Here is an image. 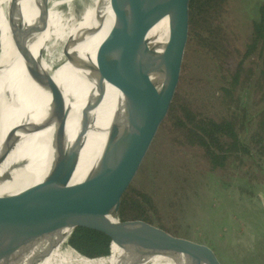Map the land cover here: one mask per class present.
I'll return each mask as SVG.
<instances>
[{
  "label": "bare ground",
  "instance_id": "bare-ground-1",
  "mask_svg": "<svg viewBox=\"0 0 264 264\" xmlns=\"http://www.w3.org/2000/svg\"><path fill=\"white\" fill-rule=\"evenodd\" d=\"M46 3L0 0V213L28 174L52 173L51 164L80 153L94 131L100 140L92 159L57 192L48 198H34L46 190L26 194L0 264H46L140 196L136 152L112 136L108 121H124L130 132L138 131L136 121L150 122L161 104L166 72L173 80L179 75L180 36L170 0H103L68 30L64 61L50 72L44 58L38 60L27 80L46 29L52 28ZM76 51L88 52V63L78 68ZM159 154L171 160L169 142ZM171 244L150 240L136 260L181 255L184 249Z\"/></svg>",
  "mask_w": 264,
  "mask_h": 264
},
{
  "label": "water",
  "instance_id": "water-1",
  "mask_svg": "<svg viewBox=\"0 0 264 264\" xmlns=\"http://www.w3.org/2000/svg\"><path fill=\"white\" fill-rule=\"evenodd\" d=\"M46 2V11L50 13L49 0ZM102 3L103 0H94L92 8ZM170 5L180 36L178 78L173 80L166 72L161 104L150 122L136 121L138 131L130 132L124 121H108L112 136L136 152L140 196L122 212L99 221L82 240L68 243L46 264H207L180 249L181 255L149 263L136 260L150 240H163L166 246H173L163 234L188 201L204 165L209 163L230 95L229 44L222 25L221 0H170ZM46 31L47 38L28 68L27 80L37 69L35 62L43 58L50 38V29ZM87 54L74 52L75 68L88 63ZM15 116L19 121L17 110ZM22 128L26 132V124ZM99 140V132L88 134L76 156L52 163L54 171L48 175L39 171L28 174L25 183L13 188L0 213L2 257L12 245L14 216L26 194L46 190L34 198H48L57 192L79 167L92 159ZM166 142L172 147L171 160L159 154Z\"/></svg>",
  "mask_w": 264,
  "mask_h": 264
},
{
  "label": "rangeland",
  "instance_id": "rangeland-1",
  "mask_svg": "<svg viewBox=\"0 0 264 264\" xmlns=\"http://www.w3.org/2000/svg\"><path fill=\"white\" fill-rule=\"evenodd\" d=\"M93 1L49 0L53 23L43 58L50 72L65 59L63 46L68 30L85 11L92 8ZM259 4L252 0H239V7L246 15L251 12L249 7H257L258 10ZM222 17L232 74L238 57L232 53L229 34H241L235 45L242 48L244 35L250 32L252 24L239 23L228 2ZM244 65L252 71L238 90L246 108V117L242 125L237 123V130L240 139L247 142L258 114L264 108V81L260 87L255 85L263 67L261 56L251 54ZM229 105L230 95L226 117ZM262 162L260 165L264 169V160ZM208 165H204L188 201L168 225L163 238L210 264H264V173L244 167L208 172Z\"/></svg>",
  "mask_w": 264,
  "mask_h": 264
},
{
  "label": "trees",
  "instance_id": "trees-1",
  "mask_svg": "<svg viewBox=\"0 0 264 264\" xmlns=\"http://www.w3.org/2000/svg\"><path fill=\"white\" fill-rule=\"evenodd\" d=\"M221 3L225 11L227 0H221ZM259 14V19L253 21L250 32L244 35L245 41L242 48L235 45L241 34L231 32L229 34L232 53L238 59L234 62L231 74L229 112L223 122L216 145L210 154L208 172L228 171L244 167L246 170L255 171L258 169L264 173V169L260 165L264 160V108L258 114L249 141H242L237 130V123L242 125L246 117V108L238 90L252 71L244 65V61L251 54L257 53L261 56L263 66L255 85L260 87L264 81V1L259 5Z\"/></svg>",
  "mask_w": 264,
  "mask_h": 264
},
{
  "label": "crops",
  "instance_id": "crops-1",
  "mask_svg": "<svg viewBox=\"0 0 264 264\" xmlns=\"http://www.w3.org/2000/svg\"><path fill=\"white\" fill-rule=\"evenodd\" d=\"M255 3H261L263 0H252ZM228 5H230V11L234 9V14L239 20V23H250L252 24L253 21H256L259 19V8L257 10V7H249L251 12L249 15H246L243 11L242 8L239 7V0H227ZM260 5V4H259Z\"/></svg>",
  "mask_w": 264,
  "mask_h": 264
}]
</instances>
